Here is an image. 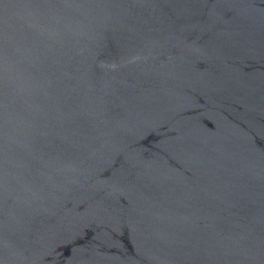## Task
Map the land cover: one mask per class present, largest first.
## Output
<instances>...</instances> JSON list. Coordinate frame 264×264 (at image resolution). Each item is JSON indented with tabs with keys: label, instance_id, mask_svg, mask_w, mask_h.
I'll return each mask as SVG.
<instances>
[{
	"label": "water",
	"instance_id": "obj_1",
	"mask_svg": "<svg viewBox=\"0 0 264 264\" xmlns=\"http://www.w3.org/2000/svg\"><path fill=\"white\" fill-rule=\"evenodd\" d=\"M0 264H264V0H0Z\"/></svg>",
	"mask_w": 264,
	"mask_h": 264
}]
</instances>
